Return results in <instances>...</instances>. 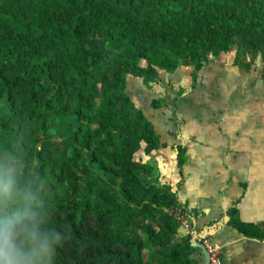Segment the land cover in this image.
Here are the masks:
<instances>
[{
	"label": "trees",
	"instance_id": "1",
	"mask_svg": "<svg viewBox=\"0 0 264 264\" xmlns=\"http://www.w3.org/2000/svg\"><path fill=\"white\" fill-rule=\"evenodd\" d=\"M244 24L259 28L248 47L264 51V0H0V150L19 156L48 226L72 245L56 264H196L172 214L185 204L130 162L123 131L151 149L159 140L122 91L124 70L197 69ZM105 43L145 67L106 56ZM176 161L181 176V149ZM227 223L242 234L259 226Z\"/></svg>",
	"mask_w": 264,
	"mask_h": 264
},
{
	"label": "crops",
	"instance_id": "2",
	"mask_svg": "<svg viewBox=\"0 0 264 264\" xmlns=\"http://www.w3.org/2000/svg\"><path fill=\"white\" fill-rule=\"evenodd\" d=\"M103 48L146 65L125 47L105 43ZM124 71L122 91L159 140L151 149L123 131L131 164L147 167L148 176L139 171L141 181L164 185L187 214H198L194 225L189 221V232L177 228L176 235H189L223 216L227 222L259 225L242 234L225 222L204 245L218 249L223 264H264V51L235 43L207 55L197 69L186 60L169 73L155 68V79Z\"/></svg>",
	"mask_w": 264,
	"mask_h": 264
},
{
	"label": "clouds",
	"instance_id": "3",
	"mask_svg": "<svg viewBox=\"0 0 264 264\" xmlns=\"http://www.w3.org/2000/svg\"><path fill=\"white\" fill-rule=\"evenodd\" d=\"M64 234L48 226L17 154L0 150V264H56Z\"/></svg>",
	"mask_w": 264,
	"mask_h": 264
},
{
	"label": "water",
	"instance_id": "4",
	"mask_svg": "<svg viewBox=\"0 0 264 264\" xmlns=\"http://www.w3.org/2000/svg\"><path fill=\"white\" fill-rule=\"evenodd\" d=\"M227 217L223 216L210 224L203 225L200 229H191L189 244L190 247L196 249L194 253L189 255L192 260H198L197 264H208V252L204 245V241L211 237L222 225L227 222ZM192 225H194L192 219Z\"/></svg>",
	"mask_w": 264,
	"mask_h": 264
},
{
	"label": "rangeland",
	"instance_id": "5",
	"mask_svg": "<svg viewBox=\"0 0 264 264\" xmlns=\"http://www.w3.org/2000/svg\"><path fill=\"white\" fill-rule=\"evenodd\" d=\"M239 32H240L239 35H238L239 37L236 38L235 43L236 44L243 45V46L246 45L248 47V43H249L248 39H251V40H254L255 41L256 38H257V36H258V33H259V28L256 27V26H254V25L244 24L243 26H240ZM244 36L246 38L245 41L242 40V37H244ZM92 42L94 43V41H92ZM93 43H92V45H93ZM98 50L99 51L100 50H104L106 52L105 53L106 56H110L111 55V54H108V52L104 48H102V47H99ZM125 52H127V50H125ZM114 56H116V55H114ZM35 127H36V125H35ZM69 242L70 241L67 238H64V240L62 241V244H64V250L63 251L65 253H69V252L72 251V245H70ZM57 262L58 261L56 259V263Z\"/></svg>",
	"mask_w": 264,
	"mask_h": 264
},
{
	"label": "built area",
	"instance_id": "6",
	"mask_svg": "<svg viewBox=\"0 0 264 264\" xmlns=\"http://www.w3.org/2000/svg\"><path fill=\"white\" fill-rule=\"evenodd\" d=\"M172 214L175 216L178 222V228H182L189 232L190 225H189V218L187 213L184 214L178 208H174ZM190 235V233H189ZM208 252V264H223L220 251L216 248H207Z\"/></svg>",
	"mask_w": 264,
	"mask_h": 264
}]
</instances>
